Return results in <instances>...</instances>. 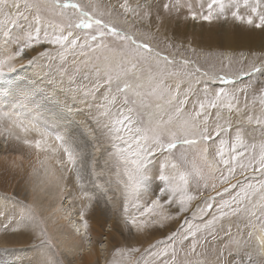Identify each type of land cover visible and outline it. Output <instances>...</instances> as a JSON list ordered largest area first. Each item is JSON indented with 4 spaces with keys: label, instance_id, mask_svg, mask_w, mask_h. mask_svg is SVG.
<instances>
[{
    "label": "rangeland",
    "instance_id": "rangeland-1",
    "mask_svg": "<svg viewBox=\"0 0 264 264\" xmlns=\"http://www.w3.org/2000/svg\"><path fill=\"white\" fill-rule=\"evenodd\" d=\"M15 2L21 5L20 11L24 13L23 16L17 15V10L12 7L13 0H7L6 4L0 5V58L18 51L23 46L29 33L37 25V22L32 18L35 9H26L24 4L27 2L31 5L43 2V0H15ZM76 2L87 3L88 0H76ZM117 2L118 0H103L105 5L117 4ZM130 2L133 7L139 4L140 10L143 12L152 13V27L149 29L146 24L142 25L139 23L133 27L132 21L134 16L131 14L128 16V24H124L122 18L120 19L121 27L127 28L130 32H136L138 36L148 33L151 43L157 50L161 51L162 55L171 53L177 60L187 58L191 61L193 67H200L201 72H220L221 74L226 71L236 72L244 66L242 63L237 62L241 53L244 57H248L249 63L264 55V48L262 47H259L260 50L253 48L247 51L240 49L242 47L241 44L235 46L237 42H229L228 38H232L236 34L231 29L234 28L232 27L233 17L231 16V12L235 10L232 6V0H223L227 5L225 15L228 19L225 20L221 17L211 22L203 21L202 19L192 20L186 9L182 10L179 14L175 12L169 14L160 11V18L157 20L156 13L162 0H130ZM190 2L195 7H198L202 0H190ZM261 5L263 6L259 10L264 11V0H262ZM246 9L248 8L243 5V0H240V12L245 17H247V14H245ZM42 15L45 18L40 26L46 31H53L54 29L49 27V20L55 25L59 22L58 18L51 13H42ZM13 19L15 23H12ZM254 20L258 23L257 19ZM244 23L243 25L249 28L248 35L250 38L258 37L257 40L260 41L264 37V34L261 33L262 29ZM84 34L85 32H81V35ZM235 40L238 41L237 39ZM262 44L263 42H260L259 46H262ZM66 55L69 65L75 60L77 66L85 70V74H90L93 65L100 63L99 60L95 59L100 53H93L88 49H84L82 53L81 49L77 48L74 51H68ZM22 59L23 63H15L11 70L5 67L3 72L0 73V137L5 140L4 143L11 147L10 149L8 146L3 155L0 153V157H2L0 158V163L4 166V172L0 175V231L3 234H0V237H5L10 232L19 235L25 231L30 236L25 241L14 240L8 242L5 239L7 243L0 239V264H41L45 255L58 261L59 264H75L74 258H76V255L82 257V255L87 254V252H84V248H79L77 249L78 254L74 252L70 257L68 252L70 251L69 249H72L73 239L71 240V238L74 234H69V238H63V240L60 237L61 231H64L61 229L63 226L58 225L53 211L61 213L60 219H62V211L66 213L68 209L63 208L59 200L55 203L52 202V206H50L44 203L41 204L39 200L33 199L37 208L32 207L28 203L30 195L27 189H30V184H32L28 176L17 179L13 174L26 160L28 166H36L40 157L43 159L45 156L47 164L54 161L52 150L50 151L49 147L52 143L48 139L51 138V134L54 135L53 139L63 152L65 148L73 147L77 153L75 164L70 163L65 168L62 167L63 171L68 176L71 175L73 179H75L74 168L75 173L81 175V177H76L77 185H71V188L75 192L73 196L74 198L76 196V203L80 207L79 219L86 226L89 236L88 242L90 244L86 245L87 251L93 250L97 244L100 248V258L97 257L89 264H143L144 258L151 259V257L144 256L145 251L150 249L151 245L166 239V236L171 234L172 231H179L180 227L184 225L185 220L200 222L199 218L194 220L192 216L195 206L197 204L203 206V201L209 195L215 196L216 193L210 187L204 188L203 181H200L198 188L197 181L200 180V176L208 174L207 162L213 159L214 152L219 151L220 138L214 137L215 143L210 145L207 157L201 155L195 146H178L174 150L175 158L171 161L172 163L179 164L178 169H172L171 164H169L168 168H164L165 156L158 155L152 158L145 169L148 179L145 180L143 177H140L138 178V183L133 184L131 181H128L127 173L119 166L122 162L119 159L117 148L113 146L114 144H118L123 148L127 147V145L123 141L116 140L115 133H108L104 120L100 115L99 100L84 90V83H87V81L69 79L58 67L61 61L57 58L56 50H53L52 61L47 57L34 54L31 49L25 52ZM229 59L232 61L230 69L225 67L229 63ZM152 74H156L154 70ZM93 78L95 77L93 76ZM23 79H25L24 84L22 82ZM254 83L263 84L264 73L257 72L238 77L236 84L213 80L209 82V87L216 91H219L220 88H224L225 91H231L234 86L248 88L250 91L264 88L262 85L257 84V86ZM17 84H20L19 87H15ZM32 88L33 90L31 91ZM29 93L33 97H30ZM129 96L131 99H135L131 93H129ZM41 98H43L42 101L48 100L47 102H50L47 108H44ZM255 98L259 99V95L257 94ZM33 99H38L39 102L36 103ZM251 100L252 96L249 95V101L251 102ZM64 106L68 111L65 110ZM129 108H132L133 111L128 112ZM152 110L150 108L143 109L139 105L131 103L125 106L123 105V98L117 96V102L112 107L113 119L110 122L114 124L117 112L131 116L130 121L124 122L119 135L133 144V150L135 149L134 138H138L139 136L136 129H145L147 127L149 113ZM119 118L123 119V116L121 115ZM232 119L235 125L237 122L236 117L233 116ZM115 127L120 126L116 125ZM25 128L29 129V131H25ZM35 130L43 132V136L46 139L40 135V148L35 147V142L39 140L37 132H34ZM243 137L245 143L248 145V148L245 149L246 154L253 151V145H255V152L258 154L260 145L264 143V135H262L259 128L255 125L244 124ZM223 138L228 141L223 146L225 158H227L235 145V126L233 127V132L231 134L225 133ZM24 139H28L32 143L26 145L23 143ZM181 153H183V158L179 159ZM215 159L219 161L218 156ZM92 164L93 169L91 170ZM219 167L223 168L224 166L219 164ZM94 170H96L95 177L92 174ZM162 172L175 177L176 183H180L179 175H187L189 193L197 194V199L190 203L188 212H176L175 209L178 206L176 203L171 206L166 205V211L171 212L172 215L170 218L163 220L162 223H148L147 227L142 226L140 228L126 226L124 223L125 219H131L132 216L137 217L138 222L144 219L140 217L139 211L148 202L160 195V191L164 187L163 182L159 179ZM71 177L68 178L70 179ZM239 179L244 181L245 177L241 176ZM4 182H10L13 186L19 183L22 185V188L25 183L27 186L25 188V195L19 197L14 193V189H8ZM235 182L233 181V183ZM250 182L255 183L256 181L252 179ZM88 184L89 188L93 190L94 197L100 198V200L98 199L95 202L96 206L100 207H98L99 212L104 213L102 224L98 227L100 231L99 236L93 230V222L89 218V213L85 206L86 195L83 185ZM96 185H101V188L95 189ZM33 189L36 190V187ZM237 191H239L238 188L232 189V194L234 195ZM103 192L109 197L107 202L114 203V208H112L114 209V215L119 216L124 223L122 229H120L122 232L118 241L111 238L108 241L106 237L108 230H103L104 226H106V229L114 228L115 222L114 217L109 215L106 209L104 210L107 203L102 202L101 195H103ZM227 196L228 194L225 193L224 197ZM169 199H172V197H169ZM216 199L220 200V197L217 196ZM37 204H41L45 209L49 208L47 211L50 214V221L54 222L53 225L50 226L47 223L49 219L47 220L39 212L40 208H38ZM60 204L63 208L60 209L61 212L58 210ZM125 208L128 210L127 212H125ZM157 212H159V209ZM22 216H28V218L31 216L35 219L34 222L29 223L31 227H25L21 223ZM208 218L210 217L206 216L203 219L207 220ZM148 219L150 220L151 218L148 217ZM232 219L234 225H238L240 229L239 238L242 240L240 250H236L235 246H233V250L226 251L225 244L228 243V240L221 231L217 239L209 237L204 246L198 248L197 254L189 257V264H264V251L260 250L259 234L253 233L252 236H249L248 233L252 232V229L245 228L240 220ZM66 220L69 221L68 219ZM5 225H8L7 229ZM69 225L72 231L73 225L70 222ZM225 226L227 227V221H225ZM231 231L235 234L237 227L233 226ZM70 236L72 237L70 238ZM66 247L68 249L64 250ZM137 248L141 249L140 253L135 252ZM180 258H184L183 253L180 254ZM159 259L153 260L152 264H157Z\"/></svg>",
    "mask_w": 264,
    "mask_h": 264
},
{
    "label": "snow or ice",
    "instance_id": "snow-or-ice-1",
    "mask_svg": "<svg viewBox=\"0 0 264 264\" xmlns=\"http://www.w3.org/2000/svg\"><path fill=\"white\" fill-rule=\"evenodd\" d=\"M261 2L262 0H256L255 4H250L249 0H243V5L250 9L245 17L240 12V0H232L235 10L231 12V16L242 23L264 29V11L259 10ZM6 3L7 0H0V5ZM12 7L17 10V15H24L20 11L21 5L15 0ZM24 7L35 9L32 18L37 25L18 51L0 58V73L5 67L11 70L15 63H23L22 57L29 49L50 61L53 59V50H56L57 58L61 61L58 67L69 79L87 81L84 83V90L99 100L100 115L108 133H115L116 140L127 145L123 148L118 144L113 146L117 148L122 162L119 166L127 173L128 181L137 184L140 177L147 180L146 166L158 155L165 156L164 168L171 164L172 169H178L179 164L171 161L175 158L174 150L180 145L195 146L201 155L207 157L210 145L215 143L214 137L220 138L219 151L214 152L213 159L207 162L208 174L200 176L197 181L198 188L200 181H203L204 188L210 187L216 193L215 196L209 195L203 201V206H195L192 216L194 220L199 218L200 222L185 220L179 231L174 230L166 239L151 245L144 253L145 257L151 259L144 258L143 264H152L156 258H160L157 264H189V257L196 255L198 248H202L209 237L217 239L221 231L228 240L225 250L231 251L233 246L240 250V229L238 225H234L232 218L240 220L245 228L252 229L249 236L259 234L260 250L264 251V143L260 145L258 154L255 152V145L252 146L253 151L246 154L248 145L243 137L244 124L257 126L264 135V88L250 91L248 88L234 86L231 91H225L224 88L216 91L209 87V82L213 80L236 84L238 77L264 73V55L249 63L248 57L241 53L237 62L244 66L236 72H201L200 67H193L187 58L177 60L171 53L162 55L151 43L148 33L138 36L136 32L121 27L120 19L128 24L130 14L134 16L133 27L137 23L146 24L149 29L152 27V13L140 10L139 4L133 7L130 0H118L117 4L107 5L103 0H88L87 3H78L76 0H43L31 5L26 2ZM226 7L223 0H202L198 7L190 0H162L156 17L159 20L160 11L179 14L186 9L192 20L211 22L221 17L227 20ZM42 13H51L58 18L59 22L55 25L49 20V27L53 31H46L40 26L45 18ZM254 15L258 23L254 20ZM12 23H15L14 19ZM81 32L85 34L81 35ZM77 48L82 53L84 49L100 53L95 57L100 63L93 65L90 74H85V70L77 66L75 60L69 65L66 53ZM225 67H232L231 59ZM153 70L155 75L152 74ZM129 93L135 99H131ZM257 94L259 115L256 114ZM249 95L252 96L251 102ZM117 96L123 98L125 106L131 103L143 109H153L149 113L147 127L136 129L139 136L134 138V150L132 144L119 135L124 122L130 121L131 116L117 112L114 124L110 122ZM132 111V108L128 109V112ZM121 115L123 119L119 118ZM233 116L237 121L235 125ZM116 125L120 127H115ZM234 126L235 145L225 158L223 146L228 141L223 136L225 133L231 134ZM25 131L29 129L25 128ZM39 134L41 137L44 135L43 132ZM23 143L29 145L32 141L24 139ZM40 143L37 140L35 147L40 148ZM64 152L68 162L75 164V149L68 147ZM216 156L219 161L215 159ZM182 158L183 153L179 159ZM219 164L224 167L220 168ZM241 176L245 177L244 181L239 179ZM159 179L164 187L159 196L139 211L140 217L144 219L138 222L137 217L132 216L131 219H125L126 226L140 228L147 227L148 223H162L172 215L166 211V205L176 203V212H188L190 203L197 199V194L189 193L187 175H179L180 183L175 182V177L163 172ZM252 179L256 182H250ZM236 188L239 191L233 195L232 189ZM225 193L228 194L227 199L224 198ZM217 196L220 200L216 199ZM214 206L217 211L212 214ZM127 211L125 208V212ZM206 216L210 218L204 220ZM21 223L25 227H31L23 219ZM233 226L237 227L235 234L231 231ZM7 227L5 225L6 229ZM135 252L140 253L141 249L137 248ZM181 253L184 254L183 259L180 258ZM41 264L59 262L45 255Z\"/></svg>",
    "mask_w": 264,
    "mask_h": 264
},
{
    "label": "bare ground",
    "instance_id": "bare-ground-1",
    "mask_svg": "<svg viewBox=\"0 0 264 264\" xmlns=\"http://www.w3.org/2000/svg\"><path fill=\"white\" fill-rule=\"evenodd\" d=\"M249 3L250 4H255L256 3V0H249ZM262 6L263 5H261L260 4V8H262ZM244 12V11H243ZM245 14H249V12H250V9L248 8V9H246L245 10ZM242 13V12H241ZM244 15V14H243ZM254 19H256V17H255V15H254ZM233 26L232 27H234V28H231L232 29V32L234 33H236L235 34V36L234 37H232V38H228V40H229V42L231 43H235V42H237V45H235V46H239V44H241L242 45V47L240 48V49H242V50H252L253 48L254 49H258V50H260V48L262 47V48H264V37H262L261 38V40L259 41V40H257V38H250V36L248 35L249 34V28L246 26H244L243 25V23H242V25L240 26V24H241V22L239 21V20H235L234 18H233ZM244 24H246V23H244ZM247 25V24H246ZM252 27V26H251ZM229 29V28H228ZM255 30V29H254ZM228 31V30H227ZM231 31V30H230ZM228 33H229V31H228ZM261 33L262 34H264V29H262V31H261ZM250 34H251V32H250ZM254 34H256V33H254ZM225 39V38H224ZM235 39H237L238 41H236ZM225 41V40H224ZM260 42H263V44H262V46H259V43ZM228 45V44H227ZM260 47V48H259ZM1 49V48H0ZM260 53V52H259ZM2 58H3V56H2ZM19 67V66H18ZM26 69V68H25ZM20 70V69H19ZM29 70V69H28ZM26 72V71H25ZM29 72V71H28ZM18 73V72H17ZM16 73V74H17ZM25 74V73H24ZM22 75V74H21ZM31 75V74H30ZM31 76H33V75H31ZM30 76V77H31ZM27 77H28V75H27ZM24 78V77H23ZM29 80V79H28ZM40 80V79H39ZM6 81H7V79H6ZM32 81V80H31ZM30 81V82H31ZM41 81V80H40ZM262 81V80H261ZM23 84H24V82H25V79H23ZM21 82V83H22ZM37 82H39V81H37ZM36 82V83H37ZM249 82H251V81H249ZM260 82V81H259ZM20 83V84H21ZM248 83V82H247ZM246 83V84H247ZM20 84H17L15 87H19V85ZM32 84V83H31ZM241 84V83H240ZM255 85H257V84H260V83H254ZM44 85V84H43ZM43 85H42V87H43ZM245 85V84H244ZM260 85H262L263 87H264V83L263 84H260ZM46 86V85H45ZM258 86V85H257ZM22 88H23V86H22ZM37 88V87H36ZM40 88V87H39ZM45 88V87H44ZM16 89H18V88H16ZM33 90V88L31 89V91ZM42 90H44V89H42ZM18 91V90H17ZM30 91V92H31ZM45 91V90H44ZM44 91H43V93H44ZM24 93V92H23ZM46 93V92H45ZM30 94V93H29ZM36 94H37V92H36ZM39 94V93H38ZM48 94V93H47ZM46 94V95H47ZM41 95V94H40ZM45 95V96H46ZM48 96H51V95H48ZM30 97H33V96H31V94H30ZM47 97V96H46ZM46 97H44V98H46ZM60 98V97H59ZM42 99L43 98H41V102H42V104L44 105V108H47L48 107V104H50V102H47L49 99L48 98H46V99H48L47 101H42ZM256 99V101H259V99L258 98H255ZM33 100H35V102L36 103H38L39 102V100L38 99H33ZM59 102V101H58ZM58 102H56V103H58ZM60 102H62L61 100H60ZM59 102V103H60ZM61 104V103H60ZM52 105H54V104H52ZM50 106V105H49ZM58 106H59V104H58ZM65 107V106H64ZM53 108V107H52ZM58 108V107H57ZM58 109H60V108H58ZM63 109V108H62ZM61 109V110H62ZM64 110V109H63ZM65 110L66 111H68V109L65 107ZM90 110V109H89ZM65 112V111H64ZM65 114V113H64ZM88 114H89V112H88ZM256 114L257 115H259V110L257 109V111H256ZM76 120H77V118H76ZM45 127V126H44ZM43 127V129H45ZM34 132H37V134H38V136L39 137H37L39 140L41 139V137H40V132H38V130L36 131H34ZM46 132V131H45ZM87 132V131H86ZM85 132V133H86ZM90 132H92V131H90ZM88 135V134H87ZM89 135H91L92 136V134H90L89 133ZM51 138H48L49 139V141L52 143L51 145H49V147H50V151L52 150V155L54 156V161L53 162H51V163H49V164H47V160H46V156L42 159L41 157H40V159H39V161H38V163L36 164V166H28L27 165V160L25 161V162H23L20 166H19V168L13 173L15 176H16V178L17 179H21L22 177H24L25 176V178L28 176V179L30 180V182L32 183V184H30V189L28 188L27 189V191H28V193H29V195H30V199L32 198V200H30V199H28V203H30V205L32 206V207H36V205L34 204V202H33V199H37V200H39V202L42 204V203H44V204H46V205H50V206H52V202L53 203H55L57 200H59V202H61V204L63 205V208H65V209H68V211H66V213H64L63 211H62V214H63V217H62V219H60V216H61V213H56V211H53V215L55 214V216H56V218H57V223H58V225H60V226H63L61 229L62 230H64V231H61L62 233H61V235H60V237H61V239L63 240V238L65 239H67V237H68V235L70 234V235H72V233L74 234V238L72 237V236H70V238H71V240L73 241L72 242V244L74 245H72V249H69L70 251L68 252L69 254V256L71 257L72 256V254L75 252L76 254H78V251H77V249H79V248H84V252H87V254H84V255H82V257H79V256H77L76 255V258H74L75 259V264H89V263H91L92 261H94L97 257H99L100 256V248L98 247V244L97 245H95V247L93 248V250H90V251H87V247H86V245H88V244H90L89 242H88V239H89V236H88V233H87V229H86V226L80 221V213H79V209H80V207L77 205V203H76V196H75V198H74V196L73 195H75V192H74V190L71 188V185L72 186H76L77 185V182H76V177L78 176V177H81V175H78L77 173H75V168H74V176H75V179H73L72 177H71V175L70 176H68L67 174H66V172H64L63 170V167L65 168L66 166H68L70 163L68 162V160H67V154H65L59 147V145L58 144H56V142H55V140L53 139V137H54V135H52L51 134V136H50ZM43 138L45 139V137L43 136ZM43 139V140H44ZM46 140V139H45ZM91 140V139H90ZM5 142V140L4 139H2L1 137H0V153L3 155V152L6 150V149H8V146L9 145H7L6 143H4ZM134 143V142H133ZM135 144V143H134ZM52 145H53V147H52ZM133 145V144H132ZM135 147V146H134ZM9 148L11 149V147L9 146ZM96 153V152H95ZM94 153V154H95ZM0 154V155H1ZM44 156V155H43ZM0 158H2V157H0ZM41 160V161H40ZM93 164H94V162H93ZM93 164H92V168H91V170L93 169ZM63 166V167H62ZM95 171V172H94ZM93 171V177H95V173H96V170H94ZM4 172V166L0 163V175L2 174ZM33 174H34V176H33ZM68 177H71L70 179L68 178ZM33 179H34V181H33ZM1 180V179H0ZM28 181V180H27ZM4 183H6V187L8 188V189H14V193L15 194H17L19 197H23V195H25V192H26V190H25V188H27V186H26V184L24 183V186H23V188H22V185L21 184H19V183H17V184H15L14 186L12 185V183H10V182H4ZM68 186H70V188H68ZM34 187H36V190H34L33 188ZM99 188H101V185H96V187H95V189H99ZM75 189V188H74ZM83 189H85L84 191V193H85V195H86V210H87V212L89 213V218L92 220V224H93V230L95 231V234L97 235V236H99L100 235V231H99V229H98V227H100L101 226V224H102V221H103V219H102V217L104 216V213H100L99 212V206H96V204H95V202H97V200L99 199L100 200V198H96V197H94V194H93V190H91L90 188H89V184L88 185H83ZM34 190V191H33ZM31 191H33V193L32 194H30L31 193ZM26 196H27V194H26ZM109 197L107 196V194H104V192H103V195H101V199H102V202H104V203H107L106 205H105V207H104V210L106 209L107 210V213L109 214V215H111L112 217H114V219H115V222H114V228H115V230H114V228H107L106 229V226H104V229L103 230H108L107 231V235H106V237H107V239H108V241L110 240V238L111 239H114V240H116V241H118L119 239H120V233L122 232L120 229H122V227H123V220L121 221V218H119V216H115L114 214V212H113V210L114 209H112V208H114V203L112 202V203H109V202H107V199H108ZM225 199H227L228 198V196L227 197H224ZM32 201V202H31ZM48 203V204H47ZM41 204H37V206H38V208H40V211L39 212H41L42 213V215L45 217V218H47V220H48V224L51 226V225H53L54 224V222L53 221H50V218H49V212L47 211L48 209H45ZM61 204H60V206L58 207V205H56V207H58V210H59V212H61V210L60 209H63L62 208V206H61ZM45 205V206H46ZM67 207V208H66ZM99 207V208H98ZM37 208V207H36ZM46 208H47V206H46ZM57 210V209H56ZM216 211H217V209H216V207L214 206L213 207V209L211 210V212H212V214H215L216 213ZM40 214V213H39ZM28 215V214H27ZM22 219L24 220V221H26L28 224L30 223V222H34L35 221V219L34 218H32L31 216H30V218H28V216H22ZM66 219H68L69 221H67ZM66 222V223H65ZM69 222L73 225V227H72V231H71V229H70V225H69ZM111 226V225H110ZM81 227V228H80ZM88 227V226H87ZM92 230V231H93ZM24 232V231H23ZM26 232V231H25ZM20 233L19 235H16L15 233H12V232H10L7 236H5V237H0V239L2 240V241H5V239H6V241H8V242H11V241H14V240H16V241H25L26 240V238H28L29 236H30V234H28V233ZM0 234L1 235H3L2 233H1V231H0ZM69 238V237H68ZM106 239V238H105ZM248 239V238H247ZM5 241V242H6ZM248 241V240H247ZM69 242H71V241H69ZM7 243V242H6ZM65 243V242H64ZM251 244V243H250ZM254 244V243H253ZM6 245V244H5ZM66 245V244H65ZM68 245H69V243H68ZM70 246V245H69ZM103 246V245H102ZM108 247H109V244H108ZM68 248L66 247L64 250H67ZM72 250V251H71ZM102 250H104L103 248H102ZM105 251V250H104ZM103 252V251H102ZM222 254V253H221ZM11 255V254H10ZM101 255H102V253H101ZM102 257H104V256H102ZM100 258V257H99ZM72 260V259H71ZM72 262V261H71ZM74 262V261H73ZM7 263V262H6ZM9 264V263H8ZM28 264H31V263H28Z\"/></svg>",
    "mask_w": 264,
    "mask_h": 264
}]
</instances>
